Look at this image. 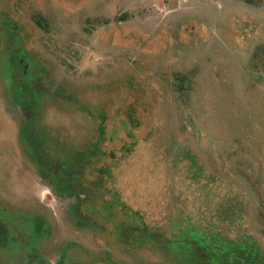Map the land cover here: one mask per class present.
<instances>
[{
	"label": "rangeland",
	"instance_id": "rangeland-1",
	"mask_svg": "<svg viewBox=\"0 0 264 264\" xmlns=\"http://www.w3.org/2000/svg\"><path fill=\"white\" fill-rule=\"evenodd\" d=\"M1 23L61 95L31 114L40 146L90 160L87 194L107 208L104 231L70 213L0 90V264L25 230L65 264H197L182 236L264 264V0H0Z\"/></svg>",
	"mask_w": 264,
	"mask_h": 264
},
{
	"label": "flooded vegetation",
	"instance_id": "flooded-vegetation-1",
	"mask_svg": "<svg viewBox=\"0 0 264 264\" xmlns=\"http://www.w3.org/2000/svg\"><path fill=\"white\" fill-rule=\"evenodd\" d=\"M5 27L4 23L0 24V35L6 34L10 40H13L12 43L15 44L9 45L10 57L7 61H5L3 47L0 48L1 96L4 97V90L8 89L7 96L9 97L7 99H9L8 101L10 103L12 102L15 107L13 112L19 113V115L25 117V122H27L26 125L28 126V129L25 130L26 133L24 131L20 132V135L22 133L26 135L19 136V138L23 139V142L29 145V153L33 154L37 164L48 171L49 175H55L56 171H52V165H66L67 161L63 163L56 162V157L52 154L51 150L44 149V147L40 146V144H42L41 139H44V137L39 136L34 120L31 118V114L38 110V103L40 100H44L45 98L46 100H52L56 97L60 98L61 95L55 90L52 91L51 87H46L42 84V70H36V67L32 68L31 65L33 60L28 58L24 48L20 45H24V42L19 37L10 35L9 30ZM5 63H7L11 69L7 72V75L5 70H1V68L5 66ZM3 97L1 98L4 99ZM10 238V241L17 240V245L14 244L11 247L12 252L8 253L6 256H11L12 259L16 258V264L66 263L65 254L59 255L56 262L51 260V256L54 252L47 247L49 243L45 240L46 238H43V235H10ZM21 241L26 242L23 243Z\"/></svg>",
	"mask_w": 264,
	"mask_h": 264
},
{
	"label": "trees",
	"instance_id": "trees-1",
	"mask_svg": "<svg viewBox=\"0 0 264 264\" xmlns=\"http://www.w3.org/2000/svg\"><path fill=\"white\" fill-rule=\"evenodd\" d=\"M250 4H254L257 1L260 0H246ZM38 24L42 27L45 28V22L46 20L39 19L37 20ZM184 81V79H183ZM182 87V85H181ZM90 160L85 159L84 156H76L73 157L72 159L68 160L66 165H60L58 164L57 166L52 165L51 169L52 171L55 172V181L57 180L58 182L64 184L66 192L74 197V202L71 206V212L78 220H81L85 224H88L91 228H93L95 231H98V229H101V231L106 230V226L103 225V223H99L96 219L100 215V212L104 210L106 205L104 204L103 199L104 197L100 198L99 200L103 203H98L96 201L97 198L89 197L87 194L88 187L84 184V179H85V170L87 167H89ZM87 195L84 197V199H81L80 196L81 194ZM89 203V204H88ZM94 206L92 209H86L88 205ZM105 207V208H104ZM90 210V214L88 216H83L80 213L82 211H88ZM107 216V217H106ZM104 219L109 221L110 219V214L105 215ZM121 233L125 235H132L133 232L130 229H122ZM32 234V233H31ZM29 231L25 230L24 232H18V233H13L12 235H31ZM195 239L193 237L186 238L184 236L180 237L179 239V247L182 250H189V252H186L184 254L185 257H193V258H198L199 260L202 261V263L199 262L197 259L196 263L197 264H221L223 263L222 259H218L216 256L217 252H205V251H192L195 249H200L203 247L201 243L195 242ZM205 248H208L205 246ZM198 252V253H197ZM231 260V257L228 259L227 263ZM250 264L249 259L247 260L245 257L242 259L238 257H232V260L230 261V264Z\"/></svg>",
	"mask_w": 264,
	"mask_h": 264
}]
</instances>
